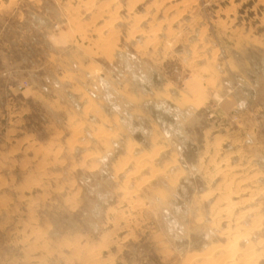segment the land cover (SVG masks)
<instances>
[{
	"label": "rangeland",
	"instance_id": "374dc122",
	"mask_svg": "<svg viewBox=\"0 0 264 264\" xmlns=\"http://www.w3.org/2000/svg\"><path fill=\"white\" fill-rule=\"evenodd\" d=\"M0 264H264V0H0Z\"/></svg>",
	"mask_w": 264,
	"mask_h": 264
},
{
	"label": "crops",
	"instance_id": "0c3cea01",
	"mask_svg": "<svg viewBox=\"0 0 264 264\" xmlns=\"http://www.w3.org/2000/svg\"><path fill=\"white\" fill-rule=\"evenodd\" d=\"M219 137L223 138V135L222 134H219ZM225 137H226V135H225Z\"/></svg>",
	"mask_w": 264,
	"mask_h": 264
},
{
	"label": "bare ground",
	"instance_id": "6f19581e",
	"mask_svg": "<svg viewBox=\"0 0 264 264\" xmlns=\"http://www.w3.org/2000/svg\"><path fill=\"white\" fill-rule=\"evenodd\" d=\"M155 155V154H154ZM213 193V192H212ZM216 206V205H215ZM255 221H257V220H255ZM227 248V247H226ZM230 258V257H229Z\"/></svg>",
	"mask_w": 264,
	"mask_h": 264
}]
</instances>
